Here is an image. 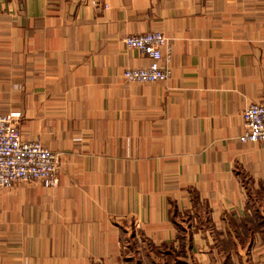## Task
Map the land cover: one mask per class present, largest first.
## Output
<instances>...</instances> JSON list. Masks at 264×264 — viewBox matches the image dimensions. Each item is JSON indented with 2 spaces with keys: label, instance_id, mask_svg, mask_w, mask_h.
Wrapping results in <instances>:
<instances>
[{
  "label": "crops",
  "instance_id": "1",
  "mask_svg": "<svg viewBox=\"0 0 264 264\" xmlns=\"http://www.w3.org/2000/svg\"><path fill=\"white\" fill-rule=\"evenodd\" d=\"M162 31L171 75L121 38ZM264 0H0V113L60 156L0 187V264H264Z\"/></svg>",
  "mask_w": 264,
  "mask_h": 264
},
{
  "label": "built area",
  "instance_id": "2",
  "mask_svg": "<svg viewBox=\"0 0 264 264\" xmlns=\"http://www.w3.org/2000/svg\"><path fill=\"white\" fill-rule=\"evenodd\" d=\"M120 41L119 53L138 49L150 60L144 67L125 68L122 77L127 82L163 81L171 75V44L162 31L126 35ZM242 116L244 130L239 140L264 144V101L249 103ZM18 119V112L0 113V187L34 182L46 187L57 186L59 153L43 146L39 140L24 139L17 125Z\"/></svg>",
  "mask_w": 264,
  "mask_h": 264
}]
</instances>
